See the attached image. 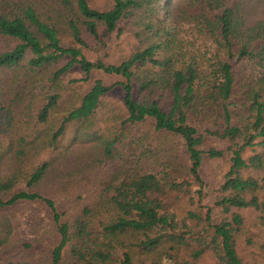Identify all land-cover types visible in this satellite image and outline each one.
Segmentation results:
<instances>
[{"label": "trees", "instance_id": "16d2710c", "mask_svg": "<svg viewBox=\"0 0 264 264\" xmlns=\"http://www.w3.org/2000/svg\"><path fill=\"white\" fill-rule=\"evenodd\" d=\"M108 2L99 9L89 0H0V37L9 41L0 51V72L40 85L53 71L37 123L52 119L60 93L51 84L66 72L78 67L82 77L74 81L89 84L60 116L46 147L72 129L74 138L97 140L113 165L79 213L66 216L67 209L37 188L50 162L22 169L39 144L28 136V122L15 118L25 102L20 87L6 103L0 92V132L15 130L17 137L10 142L16 167L0 173V208L45 207L57 236L49 264H242L233 240L243 234L253 264H264V238H253L264 235V13L257 12H264V0ZM126 34L135 40L127 55L106 60L110 42ZM88 49L100 56L89 57ZM94 71L112 82L92 80ZM117 90L120 105L111 101ZM213 159L227 160L228 168L215 202L219 215L206 212L209 230L160 236L161 223L182 222L177 215L189 178L203 184L201 169ZM189 200L195 203L194 196ZM184 229L192 233L186 223Z\"/></svg>", "mask_w": 264, "mask_h": 264}, {"label": "rangeland", "instance_id": "374dc122", "mask_svg": "<svg viewBox=\"0 0 264 264\" xmlns=\"http://www.w3.org/2000/svg\"><path fill=\"white\" fill-rule=\"evenodd\" d=\"M31 1L33 3L40 0H29V2ZM89 1L90 4L99 9H105L111 5L108 0ZM257 12L264 13L263 9L259 8ZM126 36L128 38L113 39L110 42L108 49L104 52L106 60L116 61V59L127 55L135 40L133 35L126 34ZM8 42V40L5 41L0 37V51L7 48L6 44ZM68 42H71V40L68 39ZM85 52L91 58L100 56L99 52L91 49L85 50ZM64 61V59H61L52 66V70L63 64ZM51 72L43 76L42 80L39 81L40 85H35L33 79L26 78L25 75L16 77L12 71H2L0 72V92L3 101L6 103L5 100L14 95L13 90L20 87L19 90L22 91L20 94L24 96L25 102L18 105L15 118L18 123L28 122V125H30L27 130L28 136H36L39 144L34 152L36 153L35 157L30 160L27 157L23 159L22 169H30L36 165V161L47 159L51 164L50 169L44 180L37 185V188L40 192L52 196L61 208L67 209L66 216H74L79 213L81 204L89 201L92 187L99 181L100 175L113 165L110 161L105 160L100 153L97 140L74 138L72 129L71 131L68 129L55 147H46L47 138L50 132L56 129L60 116L73 106L81 88L86 89L89 86L88 82L85 84L74 81V79L82 77L78 67L75 66V68L66 72L60 80L58 79L51 84L52 89L60 93L52 119L45 123H37L36 111L38 106H41L44 102V94L49 90L47 78H51ZM96 77H103L108 82L113 80V77L107 74L102 75L98 71L92 72L91 79L93 80ZM121 97L122 93L117 90L114 92L111 101L120 105ZM4 131L2 129L0 132L1 176H7L16 167V160L13 158L16 145L11 146L10 144L11 140L17 139L16 131L12 130L10 133ZM250 151L248 149L245 154L250 153ZM227 168V160H209L201 169V175L204 179L203 184L189 178V181L192 180V184L189 192L180 200L181 206L178 211H181V213L177 215V219L182 222L179 223L178 227H174L171 223H161L158 226L160 236L180 238L188 234L197 235L202 230H209L206 212L210 208L212 217L219 215V206L215 202L224 192L221 188V181ZM190 195L195 197V203L193 204L189 200ZM188 210L190 218H185ZM185 223L192 230V233H188L184 229ZM0 224V237L6 235V230L10 227L8 241L0 246V261L2 264H6L9 260L17 261L21 259L30 260L33 264H49L51 246L56 242L57 236L48 212L42 204L26 202L10 208H0ZM253 231L258 234V230L253 229ZM244 235L240 236L239 241L236 238L233 240L236 250L240 253L241 263H256L254 262L255 258L253 259L250 254V246L244 244ZM260 237V233L259 236L256 234L253 236L254 239H262L264 235Z\"/></svg>", "mask_w": 264, "mask_h": 264}]
</instances>
